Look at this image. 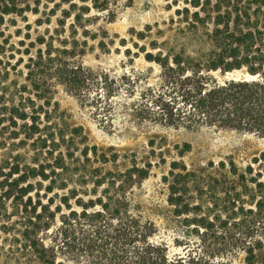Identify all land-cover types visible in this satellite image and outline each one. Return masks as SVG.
<instances>
[{"label":"rangeland","instance_id":"rangeland-1","mask_svg":"<svg viewBox=\"0 0 264 264\" xmlns=\"http://www.w3.org/2000/svg\"><path fill=\"white\" fill-rule=\"evenodd\" d=\"M192 1L0 0V39H7L13 45V64L23 59L0 87V264H47L39 259L29 242L39 238L46 246L56 244L60 216L68 212L61 205V197L67 195L68 190H77L78 198L83 201L95 199L90 178L94 170L101 169L103 174L124 172L134 163L139 168L149 167L148 177L133 186L129 197L134 213L144 222L155 225L153 240L166 244L171 257H197L214 252L210 241L201 240L184 221L187 216H177L175 207L168 201L169 186L173 182L171 164L179 165L175 174L182 173L181 166L185 165L188 171L201 175L217 170L220 162L233 159L245 170L254 158L264 153V138L209 128L173 129L147 118L145 106L160 89L161 70L146 61L145 54L166 52L171 45L163 46L164 42L172 44L187 38V23L183 19L186 15L179 16L178 11L186 8L194 11ZM210 1V7L217 2ZM7 7L9 12H5ZM205 33L201 30L191 38L204 40ZM155 43L158 49L153 48ZM39 51L71 56L97 76H108L110 88L100 84L85 90L84 94H75L53 78L40 90H35L26 64L30 58L35 59ZM207 51L206 46L196 44L188 54L195 57ZM3 92L9 95V100L15 97V103L21 98L27 103L34 102L39 113L38 133L32 134L31 122L29 127L24 122L13 124ZM11 108L12 104L8 106ZM75 128H82L83 132L75 135ZM186 144L191 145V149L181 154ZM94 147L97 156L91 151ZM54 148L56 154H74L66 173L68 190L56 186L48 193L46 187L50 181L42 179L31 181L34 189L26 196L19 190L25 184L11 186L18 175L9 179L10 167L18 162L29 163L41 151ZM85 149L90 150V161L82 156ZM103 154L108 157L118 154L119 158L116 163H103ZM39 158L43 161L44 156ZM263 167L264 163H260L255 171ZM102 189L104 187L99 189V196ZM9 191L8 197L6 192ZM50 197L54 201L51 211L61 206L62 212H56L48 231L34 233L27 239L24 234L31 227L32 209L36 206L39 212ZM70 203L74 210L81 211L75 200ZM231 258L235 264H245L243 253ZM60 263L91 264L88 257L76 249L60 250L56 264Z\"/></svg>","mask_w":264,"mask_h":264},{"label":"trees","instance_id":"trees-1","mask_svg":"<svg viewBox=\"0 0 264 264\" xmlns=\"http://www.w3.org/2000/svg\"><path fill=\"white\" fill-rule=\"evenodd\" d=\"M191 6L192 12L189 8L178 11L179 16L186 15L183 19L187 38L172 44L164 42L163 46L171 45L166 52L145 54V60L161 70L160 89L145 106L147 118L173 129L209 128L264 138V0H217L213 7L210 0H194ZM5 12H9L8 7ZM201 30L206 32L204 40H193L191 36ZM196 44L206 46L208 51L195 57L189 55ZM153 46L157 48L158 43ZM12 48L7 39H0V87L23 61L21 58L13 64ZM29 61L26 68L35 90L53 78L75 94H84L100 84L110 88L108 76H97L71 56L39 51ZM3 98L8 100L4 104L14 125L24 122L27 127L31 122L28 127L32 134L40 131L39 113L33 101L27 103L21 98L15 103V97L9 100L6 92ZM10 104L12 108L8 109ZM73 132L77 135L83 129L75 128ZM190 149L191 145L186 144L181 154ZM89 151L85 149L82 155L86 161H90ZM91 151L97 156L96 147ZM56 152L55 148L43 150L31 162L10 167L7 177L18 175L11 186L25 184L19 190L26 196L34 189L31 181L42 179L50 181L48 193L56 186L68 190L66 173L74 154ZM40 156H44L43 161ZM101 158L103 163H116L119 157L103 154ZM260 163H264V153L245 170L230 159L220 162L217 170L201 175L188 171L185 165L181 166L182 173L175 174L179 165L171 164L173 182L168 201L177 216H187L184 221L201 240H209L215 247L211 254L171 257L166 244L153 240L155 225L134 213L129 197L133 186L149 175V167L139 168L136 163L124 172L103 174L101 169L94 170L90 178L95 199L85 202L78 198L77 190H68L60 199L68 212L60 216L56 244L46 246L36 238L29 246L47 264H56L60 250L74 249L85 254L91 264H235L231 257L240 253L244 254L245 264H264V167L255 171ZM10 192H6L8 197ZM72 199L81 211L73 209ZM53 202L50 197L39 212L36 206L32 209L31 227L24 234L27 239L51 228L56 212H62L61 206L51 211Z\"/></svg>","mask_w":264,"mask_h":264}]
</instances>
